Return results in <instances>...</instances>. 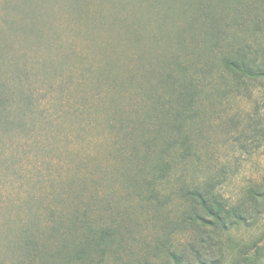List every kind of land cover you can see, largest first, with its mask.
Masks as SVG:
<instances>
[{
    "label": "rangeland",
    "instance_id": "obj_1",
    "mask_svg": "<svg viewBox=\"0 0 264 264\" xmlns=\"http://www.w3.org/2000/svg\"><path fill=\"white\" fill-rule=\"evenodd\" d=\"M233 47L264 62V0H0V264H171L205 234L182 191L212 178L249 206L264 78L225 74ZM180 78L198 87L192 108L173 101ZM256 204L254 225L221 233L222 264L264 244Z\"/></svg>",
    "mask_w": 264,
    "mask_h": 264
},
{
    "label": "trees",
    "instance_id": "obj_2",
    "mask_svg": "<svg viewBox=\"0 0 264 264\" xmlns=\"http://www.w3.org/2000/svg\"><path fill=\"white\" fill-rule=\"evenodd\" d=\"M257 53L258 51L255 49L248 51L242 47L228 48L220 56L222 70L239 86L248 81L263 79L264 62L261 61ZM167 77L170 78V76ZM170 79L167 80L168 84L169 82L174 84ZM175 83L177 88L174 92L175 100L173 101L182 106L183 109L192 108L194 97L198 92V87L194 81H183L180 78ZM4 104H6V98L3 96L0 87V106L4 108ZM182 150L184 151V149ZM217 186L218 182L210 178L200 183L195 182L194 185L192 184L182 191L190 204V208L184 214V220L191 226L200 228V231L205 232V234L200 233L202 236L199 238L200 246L193 248L194 257L192 258H184L181 253L174 250L168 251V258L173 262L171 264H222L226 256L220 245L221 233L229 231L233 227L237 228L239 225L252 226L256 223L255 216L262 211V208L256 204V200L264 197L263 186L257 185L248 188L249 206L228 204L221 198ZM72 226L74 224L69 227ZM107 235L106 231H102L97 236L91 233L80 235L79 244L76 247L77 255L100 247L101 243H105L104 240ZM212 245L218 248L215 257L212 256ZM206 247L209 250L204 249ZM8 249L10 248L7 245L0 244L1 251ZM236 259L239 264H264V244L255 243L254 251L251 254L247 253L245 248H240Z\"/></svg>",
    "mask_w": 264,
    "mask_h": 264
}]
</instances>
